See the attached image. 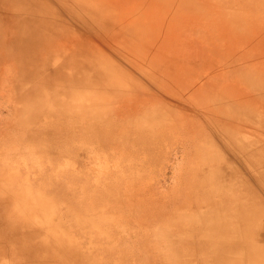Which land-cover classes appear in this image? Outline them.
<instances>
[{"label":"rangeland","instance_id":"1","mask_svg":"<svg viewBox=\"0 0 264 264\" xmlns=\"http://www.w3.org/2000/svg\"><path fill=\"white\" fill-rule=\"evenodd\" d=\"M57 3L67 31L58 44L50 41L52 49L92 57L99 71H110L96 83L108 78L113 86L89 88L85 77L71 88L54 79L46 96L20 101L10 91L12 64L1 54L0 264H209L214 257L204 261L200 247L215 240L202 230L221 223L212 209L244 198L243 185L264 200V104H245L249 96L238 105L231 96L213 101L224 84V93L233 92L231 67L264 65V0ZM17 4L0 0L1 8ZM123 16L134 25L111 26ZM218 34L225 49L195 56L192 43ZM181 61L191 69L178 73ZM256 87L245 89L263 102ZM233 135L249 138V152L236 151ZM218 163L240 171L243 188L234 178L222 181ZM247 240L263 241V232Z\"/></svg>","mask_w":264,"mask_h":264},{"label":"bare ground","instance_id":"2","mask_svg":"<svg viewBox=\"0 0 264 264\" xmlns=\"http://www.w3.org/2000/svg\"><path fill=\"white\" fill-rule=\"evenodd\" d=\"M57 1L58 0H54L53 3L52 0H18L17 5H13V6L6 5L3 8L0 7V56L2 54L4 59L8 62H11L12 64L11 68L15 74L14 77L15 88L14 90H10V91L13 95L12 98L14 97V99L20 98L21 99L20 101L23 100L25 101V99L28 101V99L30 100V98H32L33 96H43V94H45L46 96L47 95L46 93L48 91H51L47 89V85L49 84L50 80L53 81L54 79L58 80L59 83L61 82L60 84H65L68 81L69 83L67 84L71 88H74L75 80L85 77H87V79H90L89 83H85L86 85H89V88L99 87V88L107 89V86L109 88L113 86V84L111 83L110 80H108V78L105 79H107L106 81H109V83L104 82V85L102 84L99 85V81L98 83H96V80L98 78H103L104 76L108 75L110 71H108L106 68L99 71L94 66L97 65V63L95 59H92V57L85 58L87 55H84V53L78 51L75 52V50L72 52L63 53L59 51L58 48L52 49L54 47L53 44H58L60 42V37L63 36V34H65L67 31V28H65L66 25L64 24L62 25L60 23V14L57 9L61 11L62 8L60 7V5H56L59 4L57 3ZM56 6H59L60 8ZM90 13L92 15L95 14L93 10H91ZM116 21L119 26L113 23L111 25L112 27L115 25L116 28L122 29V26L126 21L130 23V24L127 23L128 26L134 25L133 18L128 19L127 17L124 16L122 17L121 21L120 19L119 21L118 20ZM164 36L165 34L163 35L162 38H164ZM51 40L52 41L55 40L52 45H50ZM226 43H227L226 38H224V36H221V34H218L217 36L208 35L205 39L203 40L199 39L196 42L192 43L191 46L195 56H199L202 58L204 54L209 51V49L211 50L221 46L222 48H224L225 46H227ZM228 49H226V52L231 56L233 55V53L234 55L236 54V52L233 51V49L230 48ZM231 50L233 51L232 53H230ZM186 51H188L187 53L189 54L187 56H190L191 58L192 51L185 49V52ZM211 53L215 54L217 52L214 51ZM240 54L242 56L243 53ZM237 57L240 58L239 55ZM57 58H59V62L57 63L56 67H49L51 62ZM224 62L227 61L225 60ZM82 63L86 65L83 68H80ZM247 63L250 62H245L243 65L245 67H243V69H239V66L231 67V69L229 70L230 71L229 74H230V78L232 79L230 80H232L233 83L234 82L236 83L232 85L229 84L230 85L229 88L233 90V92H231L230 94L224 93L223 92L224 88L226 89L228 85L225 86L224 84L225 87L222 85L223 86L222 89L218 91L219 93H217L215 98L213 99L214 102H216V100L221 101L222 98H224V96L226 97L231 96V98H233L232 100L236 101L238 105L240 104L238 101H240L239 99L241 97L249 96L250 98L245 102V104H249V105L264 104V101L262 102L260 100H256L257 97H254L253 93H251L249 90L248 93L247 89H245L246 86L248 85H251L252 87H256V85L259 83L264 84V65H260V66L257 65L255 69L249 70V67L247 66H249L250 64ZM64 67L70 68L69 73L66 74L65 72H63L62 69ZM188 69H191L188 66V64L186 62L184 63V61H181V67L177 70V72L179 73L182 71L184 73ZM177 72L175 71L176 75H179ZM239 84L244 85L241 86L242 89L238 88ZM26 88L27 90H25ZM259 88L260 89H258V85H257L256 89L258 90V94L264 97V89L262 87ZM29 90H33V91H29ZM70 93L72 94V90ZM214 95L215 94H213V96ZM251 98H254V100ZM40 99H41L40 97H35V100H40ZM16 107L21 108V106L19 105H16ZM260 111L261 113H264V107H261ZM220 112L221 111L219 110L218 113ZM261 127L263 128L261 129L264 133V125H262ZM242 133L247 134L245 131H243ZM248 133L251 134V132ZM227 139L230 140L229 138ZM205 141L206 140H204V142L202 141L203 145L201 144L202 147L197 151L204 152L205 150L204 147L206 146ZM230 142L236 144L237 147L236 151H238V153L241 151L247 153L249 152L248 148L253 147V145L250 144L251 141L249 140V138L242 139V137H236L233 135L231 137ZM261 152H260L261 154H264L263 153L264 149ZM213 154L217 155L214 156L213 158L219 160V162L222 163L221 155H219L217 152H214ZM260 157L262 156L260 155ZM257 158L258 157L256 155H253L252 157V159L255 160L259 159ZM221 167L222 166L218 163L217 168L219 171L218 170L215 171V173L217 172L220 179L222 181H226L230 178L231 179L234 178L235 180L232 179L234 182L231 181V184H233L235 188L246 187L244 189L245 194H244V198L243 195H240L238 196L239 198L235 200L233 199V201H231L227 207L220 208L219 206L212 209V211L210 212V217L211 218L217 217L216 219L219 218L218 220L221 223L211 230H207L205 228L204 230H202V233L204 232V235H206L208 239L209 236H213V238L215 239L214 242L211 239L204 244L201 243L200 248L203 250L201 254L202 259L205 261V259L208 256L214 257L212 258V262H209V264H264V240L263 241L259 240V242H253V243L247 240L248 237H252L257 232L259 233V231L263 232L264 235V200L261 199L262 198L261 195L255 196L254 191L256 189L254 190L252 187H248L250 185L245 186L241 183L242 178L240 171H234V172L224 171ZM256 170L254 171V173L258 172V169ZM261 176L262 175L259 172L257 175L258 180L259 178H261ZM241 184L243 185V187L241 186ZM258 185H259L258 186L259 191L264 192V186H260L261 185L260 182H258ZM259 196L261 197L260 199L258 198ZM260 200H262V202ZM229 210L230 212H228ZM216 219L215 221H217ZM171 220H173V228L179 229L181 227L180 231L183 232V228L180 225L179 220L177 219L175 220L171 219ZM259 239H261V237H259ZM256 251L258 253H255ZM226 253L228 254L232 253L233 256H236V258L234 260H229L228 257L225 256ZM181 261L179 263H181Z\"/></svg>","mask_w":264,"mask_h":264}]
</instances>
